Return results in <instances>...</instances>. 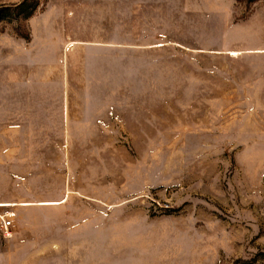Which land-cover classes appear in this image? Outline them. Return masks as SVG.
Here are the masks:
<instances>
[{
    "label": "rangeland",
    "instance_id": "374dc122",
    "mask_svg": "<svg viewBox=\"0 0 264 264\" xmlns=\"http://www.w3.org/2000/svg\"><path fill=\"white\" fill-rule=\"evenodd\" d=\"M0 204V264H264V0H0Z\"/></svg>",
    "mask_w": 264,
    "mask_h": 264
},
{
    "label": "trees",
    "instance_id": "16d2710c",
    "mask_svg": "<svg viewBox=\"0 0 264 264\" xmlns=\"http://www.w3.org/2000/svg\"><path fill=\"white\" fill-rule=\"evenodd\" d=\"M16 11L19 13H24V19H29L33 16V10H29L28 7H26V4H21L20 6L16 7ZM4 12V11H2Z\"/></svg>",
    "mask_w": 264,
    "mask_h": 264
},
{
    "label": "built area",
    "instance_id": "2783aa9c",
    "mask_svg": "<svg viewBox=\"0 0 264 264\" xmlns=\"http://www.w3.org/2000/svg\"><path fill=\"white\" fill-rule=\"evenodd\" d=\"M11 216L5 215V216H0V220L2 223L3 230L5 231L6 234L9 233V229L12 226V221L10 220Z\"/></svg>",
    "mask_w": 264,
    "mask_h": 264
},
{
    "label": "crops",
    "instance_id": "0c3cea01",
    "mask_svg": "<svg viewBox=\"0 0 264 264\" xmlns=\"http://www.w3.org/2000/svg\"><path fill=\"white\" fill-rule=\"evenodd\" d=\"M65 201H66V200H65ZM5 206H13V205L0 204V207H5Z\"/></svg>",
    "mask_w": 264,
    "mask_h": 264
},
{
    "label": "bare ground",
    "instance_id": "6f19581e",
    "mask_svg": "<svg viewBox=\"0 0 264 264\" xmlns=\"http://www.w3.org/2000/svg\"><path fill=\"white\" fill-rule=\"evenodd\" d=\"M9 216H11V215H9Z\"/></svg>",
    "mask_w": 264,
    "mask_h": 264
}]
</instances>
